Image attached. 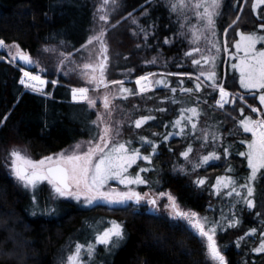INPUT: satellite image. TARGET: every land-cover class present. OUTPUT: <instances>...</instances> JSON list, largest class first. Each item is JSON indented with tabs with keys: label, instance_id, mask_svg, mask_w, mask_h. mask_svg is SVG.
Instances as JSON below:
<instances>
[{
	"label": "trees",
	"instance_id": "obj_1",
	"mask_svg": "<svg viewBox=\"0 0 264 264\" xmlns=\"http://www.w3.org/2000/svg\"><path fill=\"white\" fill-rule=\"evenodd\" d=\"M242 1L221 0L208 51L195 35L193 28L199 25H192L193 17L187 20L183 10L172 11V0L116 1L105 33L107 79L131 80L157 73L146 93H138L134 82H123V88L131 92L117 100L114 117L121 124L105 152L118 143L125 144L129 153L139 151L130 170L134 174L145 169L141 171L145 183L138 191H168L183 208L213 219L221 212L229 224L235 222L237 227H227L220 241L227 264H264V252L256 251L264 242V171L253 181V208L243 202L233 209L230 202L218 198L231 185L225 188L216 183L221 177L237 180L235 187L246 183L250 169L239 153L247 152L251 134L243 131L239 120L255 115L241 105L234 110L218 109V89L205 78L213 70L215 57L216 82L246 94L233 68L232 42L237 32H254L261 16L251 14L249 1L234 24ZM95 8V0H0V40L5 44L0 47V264H59L61 255L72 253L77 243L95 248L91 257L83 254L85 264H209L203 242L180 221L150 214L135 204L83 208L80 203L52 199L40 190L33 199L4 172L3 153L10 146H22L38 159L78 141L98 138L95 111L85 101L71 100L68 81L34 66L33 71L59 83L49 81L44 91L26 88L20 84L19 64L10 61L6 51L18 46L30 58L50 47L74 52L90 35ZM197 48L204 56H212L207 63ZM193 58L200 59V65L193 64ZM256 97L245 95L252 105ZM191 108L197 109L196 115L186 111ZM148 116L154 119L137 128L135 121ZM213 153L219 159L204 163L203 158ZM200 180L204 183H197ZM112 221L122 226L124 239L115 247L96 243L94 232L110 227Z\"/></svg>",
	"mask_w": 264,
	"mask_h": 264
},
{
	"label": "snow or ice",
	"instance_id": "obj_2",
	"mask_svg": "<svg viewBox=\"0 0 264 264\" xmlns=\"http://www.w3.org/2000/svg\"><path fill=\"white\" fill-rule=\"evenodd\" d=\"M104 3L107 4L108 0H104ZM264 5V0H255L253 3V11ZM220 6V0H172L171 10H184L186 8L192 10L200 19H205L207 27L212 30L213 35H215L214 30V19L213 16L216 14V9ZM203 9V13H200L199 9ZM211 9V10H210ZM259 18V17H258ZM101 20H106L105 16L100 17ZM239 17H237V21ZM234 24L236 21L233 22ZM260 29L264 30V24H261ZM239 41L235 43L234 47L237 52H242L243 56L239 58V64H234L233 68L239 71V82L240 86L245 90H264V50H258L257 44H264V35L257 34L256 32L246 33L239 32ZM103 33L100 36H93L88 40V44L93 43L94 40H99L101 42V47L103 53L106 54L107 48L104 46V42L101 39ZM4 41L0 40V47H4ZM212 46L216 48V52L219 53L220 49L217 47L215 42H212ZM18 47V46H17ZM87 47V46H85ZM225 50L227 46L225 45ZM197 52L202 53V59L207 63L209 58L203 55V50L197 48ZM186 55L191 56L192 53L188 52ZM20 59L25 64H31V59L20 53ZM215 57H212V69L209 70L206 79L212 81L210 85L213 89H219L220 100L217 101L219 107H224V104L229 103L227 97L229 93L225 90L222 84L216 82V73L214 71ZM107 61V56H104V61L100 64L101 75L103 76L104 67ZM193 64L200 65V59L193 58ZM85 68L92 67L91 65L85 64ZM24 77L27 78L21 79L20 83L25 85L27 88H32L33 90H40L35 87L34 84L29 83V81H34L38 85H44L45 81L40 78L38 75H32L29 71L23 70ZM93 71L95 69L93 68ZM201 75H205L201 71ZM148 76H142L136 80L137 85H141V81H147ZM199 80V77H197ZM103 83V80H101ZM112 83H119L121 85V91L131 92V90L123 88V81H113ZM159 83V81L157 82ZM107 86V85H105ZM147 88V85H142L140 91L143 92ZM200 88V84H197V90ZM175 91V89H173ZM185 91H192V89H185ZM73 99L75 100L77 96L87 98V88L73 89ZM243 99V97H240ZM260 103L264 105V93L259 96ZM89 104L94 105V101L88 100ZM108 106L107 97L105 98V107ZM252 112H258L259 110L253 107ZM163 111V109H161ZM193 115L197 114L196 108L187 109ZM241 115H243V109H241ZM183 118V117H182ZM154 119V117H142L140 120L135 121L137 128L141 127L142 124L146 123L148 120ZM189 121L191 118L188 117ZM180 124V120L176 121V125ZM243 131L246 133H251V140L247 142V152H241L239 155L244 156L247 159L248 168L250 169V175L247 177L246 183L241 185V187L246 188V197L244 202L248 208H253L254 203L251 199H248L253 196L254 188L252 182L256 180L257 174L264 170V118L253 119L252 117H245L240 122ZM196 124H192V128L195 129ZM104 135L100 136V140L104 142V147H101L100 144L95 145V147H90L84 155L71 154L65 155L61 153L55 159L51 156L41 159L39 161H33L31 158L23 155L20 151L13 150L11 152L12 160V172L15 177L21 181L24 187H36L37 182L47 181L48 184L52 185L54 191L59 196H72L75 199L79 200L81 195H83L84 200L88 205H93L97 202H104L110 205H124L128 201L134 200L135 203L139 204L143 196L134 191L117 193L114 197L109 192L101 191L107 184L109 179H119L121 184H143L145 181L139 176L134 178L123 176V173L127 172L128 168L135 163L136 159L139 157V151L133 149L130 153L126 148L125 144L118 143L115 144L108 152H104V148L108 147L109 139L108 134L111 131L110 128H104ZM183 131V128H181ZM118 134V133H117ZM151 143L150 141H146ZM243 143V141H242ZM80 148V145L76 146ZM191 151V148L188 150ZM97 153H103L100 156L99 160L93 163V157ZM187 158L188 152L183 153ZM144 159H149L144 157ZM219 159L214 153L211 156H205L203 158L204 163H208L209 160ZM140 171H145V169H140ZM229 171H232L230 168ZM264 178V175H262ZM199 184H203L204 181H197ZM217 185H223L225 188H228L230 185L231 190L228 192V195L231 196L233 192L237 196L241 195L240 192L236 191L235 184L236 181L232 179H226L221 177L217 180ZM75 189V191L73 190ZM146 195V194H145ZM163 195V194H162ZM168 200L170 202V210L173 218H180L187 221L188 226L195 231L197 235L202 238L206 237L207 244V253L209 258L215 262V264H226L224 255L218 250L216 241L214 240V235L216 232L215 226L205 228L207 223L206 218L200 219L197 218V214L192 212H185L179 209L176 204L175 199L169 195ZM148 204L155 206L156 200L149 199ZM111 226L107 227L96 235V243L99 244H112L113 247L118 246L119 242L124 239V233L122 226L115 221L110 222ZM229 226H234L230 224ZM255 230L253 229V233ZM113 237L116 239L113 240ZM257 252H264V242L256 249ZM82 253H86L88 257H91L95 253V248L92 244L84 245L77 243L75 245L74 252L68 255L67 264H85L84 256Z\"/></svg>",
	"mask_w": 264,
	"mask_h": 264
},
{
	"label": "rangeland",
	"instance_id": "obj_3",
	"mask_svg": "<svg viewBox=\"0 0 264 264\" xmlns=\"http://www.w3.org/2000/svg\"><path fill=\"white\" fill-rule=\"evenodd\" d=\"M116 1L117 0H108V3L105 4L104 0H95L96 8H95V15H94V23L92 25L93 27L91 29L90 35H89L86 43L80 49H78L74 52L64 53L63 51H60V50H58V51L54 50L51 47L50 48H43L41 54L37 55L34 58H31L33 65L36 66L37 68H41V69H44L46 71L48 70L49 73L57 75V76L63 78L64 80H66L70 83L68 85L71 89V92H70L71 100H73L75 102L85 101L88 104V106L95 111L96 122L99 126L98 138L95 140L89 139V140L78 141V142L66 147L65 149L61 150L60 152H57V153H54V154H51V155H48V156H45L42 158H38V159L33 158L28 153V151L26 149L22 148V146H12V147L10 146V149L3 153V169H4V172H5L6 176H8L15 183L16 186H18L20 189L27 191L28 193L30 192V195L33 197V199H34V197H36L35 194L40 190V191H43V193L47 194L48 196L52 197V199H60V200L80 203V205L83 208H90V207L93 208V207L97 206V207L116 209V208H119V207H122V206H125L128 204H135L136 206H144L146 208V211L150 214L165 215L173 221H180L184 225H186L187 228L192 233H194L203 242V244L205 246V250H206V257H207L209 264H215V262H213L208 256L207 248H206V244H207L206 237L202 238L199 235H197L195 233V231L192 230L188 226L187 221L180 219V218H173V216L171 215V210L169 207L170 202L168 200V196L171 195L173 198H174V196L168 191L160 192V191H154V190H146L144 192H140V191H138V186L141 184L125 185V184H121L119 182V179H109L107 181V184L105 185V187L103 189H101V191L109 192L114 197L116 196L117 193L134 191L136 193H139L141 196H143L144 199H142L139 204L135 203L134 200H132V201H128L124 205H110V204H107L104 202H97V203H94L93 205H88L86 203V201L84 200L83 195H81L79 200L75 199L72 196H59L54 191L52 185L48 184L47 181L37 182L35 188H33L31 186L26 188V187H24L23 183L21 181H19L12 172L13 157L11 156V152L13 150L20 151L23 155L31 158L33 161H39V160L44 159V158L49 157V156H51L55 159L61 153H64L65 155H71L73 153L78 154V155H84L90 147H95V145H97V144H100L101 147H104V142H102L100 140V136L104 135L103 130L105 127H108L111 129V131L108 134L109 143L112 140V138L114 137V135H116V132H118L117 128L120 126L121 123H120L119 119H116L114 117V114L118 110L117 100L124 97V96H127L129 94V92L121 91L119 83H112L113 81H110L107 79L106 68H104L103 76L101 75L100 64L104 61V56H105V54L102 51L101 42L99 40H94L93 43L88 44V40L91 37L100 36L101 33H103V36L101 37V39L104 42V46L106 45V41H105V33L107 31L106 25H107V22L109 20V16L111 14V11H113V5L116 3ZM249 1H251L250 5H249L251 14L254 13L255 15L256 14L260 15L261 16L260 17V25L264 24V16H263L264 15V5H260L259 8H257L255 11H253L252 5L255 2V0H243L240 12H239L237 17L240 18L241 14L242 15L244 14V10L246 9V6H247L246 3L248 4ZM220 5H221V0H220ZM219 8H220V6H219ZM218 9H216V14L218 12ZM183 11L186 14L185 17H187V20L190 19L191 17H193L194 22H192V25L194 23L199 25L198 29L193 28L195 31V35L197 38H199V41L202 43L203 49L205 51H208L211 48L210 47V39L213 37V33H212V30L207 27L206 20L200 19L192 10H190L188 8L184 9ZM197 11H199L200 13H203L202 8L197 10ZM258 12H262V14H260ZM215 15L213 16V19H214ZM101 16H105L106 20H101L100 19ZM234 21H237V18ZM260 25H258V27L256 28V30L254 32H256L257 34L261 33L260 35H264V33H263L264 30L260 29V27H259ZM238 33L239 32H237V37H236L235 41L232 42V49H231V54H232V56L234 55V58H233L234 62H236L235 64H239V58L238 57L243 56V53L242 52L238 53L236 48L234 47L235 43L238 42L239 38H240ZM223 35H225V32ZM223 40H224V53H225V57L227 58L229 55V51H228V49L225 50V39L223 38ZM85 46H87V47H85ZM256 47L258 50H264V44L258 43ZM213 49L216 52V48L213 47ZM6 51L9 53V60L12 62H16V59L18 56H20V53L25 54V52H23L22 50H20L16 46H13L11 49L6 48ZM206 53H208V52H206ZM215 56H216V54H215ZM211 57L212 56H210V58ZM210 58H209V60H210ZM85 64L91 65L92 67L85 68L84 67ZM93 68L95 69V71H93ZM22 69L26 70L25 68H22ZM208 70L209 69H205V72H207ZM26 71H28V70H26ZM235 71L237 72L238 77H239V71L237 69H235ZM29 72L32 75L40 76V78L45 81V84L39 85V87H38V84H36V82L29 81V83L34 84L37 89H40V90H36V91H44L46 89V85L49 81H51L54 84L59 83V82H56L55 80L52 81V80H49L47 78L42 77L40 75V73H38L36 71H29ZM155 73H157V72H155ZM155 73H149V74L143 75V76H148L149 79L147 81H141V85L136 84V80L139 79L140 77H137V78H134L131 80L121 79V80H116V81L134 82V85L136 87V91L138 93H146L148 90L151 89V81H152L151 79L153 77V74H155ZM161 73H164V72H161ZM24 78L26 79V77H24ZM101 80H103V83H101ZM145 84L147 85V88L143 92H141L140 91L141 86L145 85ZM21 85H23V84H21ZM105 85H107V86H105ZM74 88L75 89L87 88L88 89V92H87V98L88 99H83V98L77 96V98L74 100L73 99V92H72V90ZM29 89H32V88H29ZM242 89L245 90L244 88H242ZM225 90L229 93V96L227 97V99L229 100V103L224 104V107H222V108L218 106L217 101L220 100V93H219V89H218V96H217V99L215 101V106L218 109L227 110V109L231 108L232 110H234V107L241 105V106L245 107L246 109H248L249 111L252 112L251 109L253 107H255L259 111L258 112H252L255 115L254 119L264 118V105H262L260 103V100H259V96L262 93H264V90H256V89L245 90L246 94H243V95H240L236 92L230 91L226 88H225ZM250 93H254V96H255V94H257V97L255 99L256 100L255 105H252L251 103H249L245 99V95L250 97L249 96ZM106 97H107V101H108L107 107H105V98ZM240 97H243V99H240ZM89 99L95 102L94 105L89 104V102H88ZM232 110L230 111L231 113L233 112ZM244 118H245V116L243 118H240L239 124ZM109 143H108V145H109ZM77 145H80L81 147L77 148L76 147ZM105 150H106V148H104V152H105ZM101 155H103V153H97L93 157V163H95L97 160H99ZM134 164L135 163H133L131 165V167L128 168L127 172L123 173V176L131 177V178H134L137 175H139L140 177L142 176L141 175L142 173L140 171V169H142V168H139L136 172H134V174H132L130 172V170L134 167L133 166ZM256 180H257V178H256ZM235 181H237V180H235ZM241 181H245V178L241 179ZM235 185H237V184H235ZM252 186L254 188V193H253V196L250 197L249 199H251L253 201L256 197V190H255V185L253 182H252ZM231 187H230V190H231ZM235 188H236V191L240 192L241 195L237 196L235 194V192H233L232 195L229 196L228 192L230 190L227 191V193L225 195H220L221 197H219V195H218V198H221V200L224 201L225 203L230 202L232 204L233 209L235 207H237L238 205L243 204L244 199L246 197V192H247L246 188H244V187H235ZM73 190L75 191V189H73ZM149 199H155L156 205L153 206V205L148 204L147 201ZM176 204L178 205L179 209L182 211L189 212V213L194 212L197 214V218H200V219L206 218V220H207V223L205 224L206 229L208 227L215 226L216 232L214 235V240L217 243L218 250L221 252L222 255H224L223 250H222L221 245H220V241L222 240L221 236L224 235V233L227 231V227H229L228 229L234 228V227H237V224L234 222V226H229L230 224H229L227 218H225L224 215L222 216L221 214H219L221 212L216 213V215H219V217L216 219H213V217L208 215L207 213H204L201 215V214H199L193 210H189V209L181 207L177 202H176ZM98 232H100V231L97 230L94 232L93 240L95 242H96V235ZM67 253L65 252L61 255L62 259L60 260L59 264H67V257H68V255L71 254V253L70 254H67ZM83 254H86V253H82V255ZM83 256L86 257L87 255L86 256L83 255ZM63 258H65L64 261H62ZM225 262H226V258H225Z\"/></svg>",
	"mask_w": 264,
	"mask_h": 264
},
{
	"label": "water",
	"instance_id": "obj_4",
	"mask_svg": "<svg viewBox=\"0 0 264 264\" xmlns=\"http://www.w3.org/2000/svg\"><path fill=\"white\" fill-rule=\"evenodd\" d=\"M25 55H27V56L30 58V55H29V54H25ZM30 59H31V58H30ZM17 63H19L23 68H25V69L28 70V71H32V69H33V67H34L33 63H31V64H25V63L20 59V56H19L18 59H17ZM102 85H103V84H102ZM249 96H250V97H253V96H254V93L249 94Z\"/></svg>",
	"mask_w": 264,
	"mask_h": 264
},
{
	"label": "built area",
	"instance_id": "obj_5",
	"mask_svg": "<svg viewBox=\"0 0 264 264\" xmlns=\"http://www.w3.org/2000/svg\"><path fill=\"white\" fill-rule=\"evenodd\" d=\"M21 79H25V78L23 77V75H22ZM21 79H20V80H21ZM25 80H26V79H25Z\"/></svg>",
	"mask_w": 264,
	"mask_h": 264
},
{
	"label": "bare ground",
	"instance_id": "obj_6",
	"mask_svg": "<svg viewBox=\"0 0 264 264\" xmlns=\"http://www.w3.org/2000/svg\"><path fill=\"white\" fill-rule=\"evenodd\" d=\"M27 79V78H26ZM143 83V82H142ZM38 87H39V85H38Z\"/></svg>",
	"mask_w": 264,
	"mask_h": 264
}]
</instances>
